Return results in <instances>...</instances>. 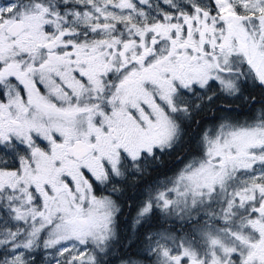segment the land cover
<instances>
[{"label":"snow or ice","instance_id":"6c2138e0","mask_svg":"<svg viewBox=\"0 0 264 264\" xmlns=\"http://www.w3.org/2000/svg\"><path fill=\"white\" fill-rule=\"evenodd\" d=\"M0 264H264V0H0Z\"/></svg>","mask_w":264,"mask_h":264}]
</instances>
